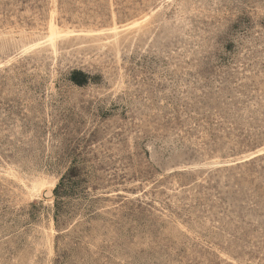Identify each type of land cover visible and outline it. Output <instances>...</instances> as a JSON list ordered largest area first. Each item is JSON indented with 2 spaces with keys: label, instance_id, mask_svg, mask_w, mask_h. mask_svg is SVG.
<instances>
[{
  "label": "rangeland",
  "instance_id": "rangeland-1",
  "mask_svg": "<svg viewBox=\"0 0 264 264\" xmlns=\"http://www.w3.org/2000/svg\"><path fill=\"white\" fill-rule=\"evenodd\" d=\"M0 264H264V0H0Z\"/></svg>",
  "mask_w": 264,
  "mask_h": 264
},
{
  "label": "bare ground",
  "instance_id": "bare-ground-1",
  "mask_svg": "<svg viewBox=\"0 0 264 264\" xmlns=\"http://www.w3.org/2000/svg\"><path fill=\"white\" fill-rule=\"evenodd\" d=\"M115 30V29H114ZM48 40H49V44L52 48H54V36L56 34L59 33V28L57 27V25L50 19V22L48 24ZM38 44V43H37ZM54 186V181L53 180H40V179H35L34 181H32L30 188L33 192H35L36 194H40L43 195L44 191L48 190L46 193H48V195L51 194V189ZM32 192V193H33ZM49 197L48 199L50 200L51 195L47 196Z\"/></svg>",
  "mask_w": 264,
  "mask_h": 264
},
{
  "label": "trees",
  "instance_id": "trees-1",
  "mask_svg": "<svg viewBox=\"0 0 264 264\" xmlns=\"http://www.w3.org/2000/svg\"><path fill=\"white\" fill-rule=\"evenodd\" d=\"M67 176H68L69 178H71L73 175L71 174V172H69ZM63 178H64V177H62V179H63ZM62 179H61V180H62ZM59 184H61V182H60ZM59 184H58V185H59Z\"/></svg>",
  "mask_w": 264,
  "mask_h": 264
}]
</instances>
